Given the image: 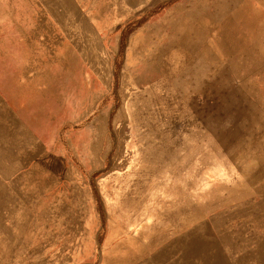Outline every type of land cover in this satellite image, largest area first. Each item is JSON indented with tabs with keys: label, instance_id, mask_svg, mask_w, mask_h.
<instances>
[{
	"label": "rangeland",
	"instance_id": "rangeland-1",
	"mask_svg": "<svg viewBox=\"0 0 264 264\" xmlns=\"http://www.w3.org/2000/svg\"><path fill=\"white\" fill-rule=\"evenodd\" d=\"M0 264H264V0H0Z\"/></svg>",
	"mask_w": 264,
	"mask_h": 264
}]
</instances>
